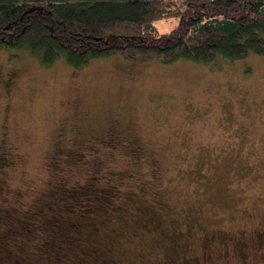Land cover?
<instances>
[{
  "label": "rangeland",
  "instance_id": "374dc122",
  "mask_svg": "<svg viewBox=\"0 0 264 264\" xmlns=\"http://www.w3.org/2000/svg\"><path fill=\"white\" fill-rule=\"evenodd\" d=\"M11 53L0 264H264V54L75 68Z\"/></svg>",
  "mask_w": 264,
  "mask_h": 264
},
{
  "label": "trees",
  "instance_id": "16d2710c",
  "mask_svg": "<svg viewBox=\"0 0 264 264\" xmlns=\"http://www.w3.org/2000/svg\"><path fill=\"white\" fill-rule=\"evenodd\" d=\"M168 17L176 25L158 33ZM0 48L44 66L115 54L214 66L264 54V0H0Z\"/></svg>",
  "mask_w": 264,
  "mask_h": 264
}]
</instances>
